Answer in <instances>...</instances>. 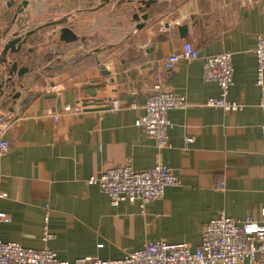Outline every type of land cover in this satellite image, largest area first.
Listing matches in <instances>:
<instances>
[{
    "label": "crops",
    "instance_id": "0c3cea01",
    "mask_svg": "<svg viewBox=\"0 0 264 264\" xmlns=\"http://www.w3.org/2000/svg\"><path fill=\"white\" fill-rule=\"evenodd\" d=\"M11 1L16 4L8 7ZM22 1L0 0V59L16 33L68 23L38 31L8 56L10 65L18 63L15 74L23 67L29 72L15 75L0 93V130L10 145L0 154V216L9 219L0 222V241L48 248L66 261L119 259L151 241L194 250L206 224L220 215L259 216L264 135L255 49L264 37V0L246 7L241 0H159L148 10L147 0H27L16 17ZM180 25L189 26L185 38ZM65 26L85 41L61 42L58 29ZM186 41L199 59L165 70L164 60ZM223 52L232 53L234 67L228 99L243 103V111L205 105L221 88L203 80L204 59ZM8 67L0 63V84ZM157 83L188 103L169 112L164 149L135 126ZM115 100L121 109L107 111ZM159 163L180 186L166 188L144 209L128 201L114 206L87 182L109 169L143 171ZM46 230L55 236L47 242Z\"/></svg>",
    "mask_w": 264,
    "mask_h": 264
},
{
    "label": "built area",
    "instance_id": "2783aa9c",
    "mask_svg": "<svg viewBox=\"0 0 264 264\" xmlns=\"http://www.w3.org/2000/svg\"><path fill=\"white\" fill-rule=\"evenodd\" d=\"M256 0H241L246 7ZM185 17L181 15L180 20ZM172 23L162 25L167 32ZM257 60L256 85L262 89L259 107L262 111L261 131L264 135V37L259 36L255 49ZM199 59V51L193 43L186 41L179 52H175L164 60L165 70L173 71L180 61ZM202 78L206 82H214L221 88V95L210 98L205 103L208 107L220 108L229 112L245 109L243 103L228 99L229 89L233 85L234 67L232 53L223 52L208 56L202 65ZM57 90V86L52 87ZM149 94L144 105V114L136 121L135 126L156 140L159 148L170 146L169 131L172 123L169 112L173 109H185L188 106L186 97L165 90L160 83L148 89ZM68 109L71 106H67ZM82 107H78L81 110ZM121 109L118 100L113 101L107 111ZM187 143L194 141L186 138ZM9 142L2 138L0 130V154L9 150ZM89 185L98 186L107 195L114 206L121 202L139 203L144 209L146 205L164 196L168 187L180 186L174 172L164 164L136 171L126 165L105 171L98 177H90ZM221 186H225L222 183ZM6 196V195H2ZM0 216V222L8 221ZM55 236L47 230L43 241L47 242ZM264 264V208L258 217L249 215L244 219H233L225 215L209 221L204 227L200 245L191 249L187 243L170 244L165 241H151L143 248L125 253L119 259H99L84 257L73 261L61 260L57 254L48 249L26 248L19 243L0 241V264Z\"/></svg>",
    "mask_w": 264,
    "mask_h": 264
},
{
    "label": "water",
    "instance_id": "95a60500",
    "mask_svg": "<svg viewBox=\"0 0 264 264\" xmlns=\"http://www.w3.org/2000/svg\"><path fill=\"white\" fill-rule=\"evenodd\" d=\"M158 1L159 0H147V1L143 2V5H145L146 6L145 8L148 10L151 8L152 5H156L158 3ZM15 4H16L15 1H11V3L8 4V7H12ZM27 5H28L27 0H24L19 4L16 17L19 14H22L24 12ZM148 16H149V13H146L144 19L147 20ZM134 18L136 20H139L137 15ZM67 23H68V19L66 18V19L57 21L55 23L43 25V26H41L35 30L28 31V32L24 33L23 35L21 33H16L14 35L13 39H11L9 42L6 43V45L4 46V49L2 51V57L0 59V63H2L4 65L7 64V66H9L7 68L8 76L0 84V93H3V90L7 84L11 83L13 85V79L15 78V75H17L18 77H23L29 72L28 68L23 67L20 69V71L17 74H15V71L17 70V67H18V63L13 62L10 65L9 64L10 62L8 59L9 54L20 53L22 50V47L24 45H26L28 40L33 35H35L38 31L43 30V29L48 28V27L62 26V25L67 24ZM144 26H145V24H141L138 26V29H142ZM178 31H179L181 38H185L188 35L189 26L188 25H180L178 27ZM58 32L60 34V41L65 43V44H72V43H77L80 41L81 42L85 41V39L80 38L72 30V28H70L68 26H65V27H62L61 29H58ZM10 66L12 67L11 70H10ZM102 71H104L105 74H110V72L106 70L105 66L102 67Z\"/></svg>",
    "mask_w": 264,
    "mask_h": 264
}]
</instances>
